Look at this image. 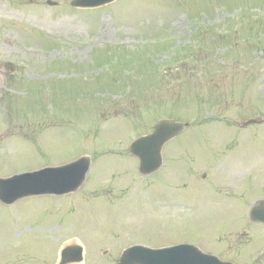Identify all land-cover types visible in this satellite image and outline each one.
Returning a JSON list of instances; mask_svg holds the SVG:
<instances>
[{"label": "rangeland", "instance_id": "1", "mask_svg": "<svg viewBox=\"0 0 264 264\" xmlns=\"http://www.w3.org/2000/svg\"><path fill=\"white\" fill-rule=\"evenodd\" d=\"M52 1L0 0V176L94 161L77 192L0 202V264H59L74 243L114 264L133 241L264 264V224L242 222L264 198V123L228 124L264 118V0ZM161 118L194 123L143 177L125 153Z\"/></svg>", "mask_w": 264, "mask_h": 264}, {"label": "water", "instance_id": "2", "mask_svg": "<svg viewBox=\"0 0 264 264\" xmlns=\"http://www.w3.org/2000/svg\"><path fill=\"white\" fill-rule=\"evenodd\" d=\"M112 0H75L74 5L96 6ZM189 123L173 119H162L155 126L153 133L140 137L131 150L140 157L141 170L149 173L162 163V147L170 139L182 132ZM91 165L90 157L60 167H49L32 173L15 175L10 178L0 177V200L11 204L16 200L34 194H64L76 190L84 181ZM252 216L264 220V208L255 207ZM81 246L68 247L63 252L61 264L82 261ZM121 264H232L222 262L212 255L202 253L190 245H179L164 249H151L144 246H133L127 249Z\"/></svg>", "mask_w": 264, "mask_h": 264}, {"label": "bare ground", "instance_id": "3", "mask_svg": "<svg viewBox=\"0 0 264 264\" xmlns=\"http://www.w3.org/2000/svg\"><path fill=\"white\" fill-rule=\"evenodd\" d=\"M6 37V40H8V41H13V38L12 37H9L8 35L7 36H5ZM8 43V42H7Z\"/></svg>", "mask_w": 264, "mask_h": 264}]
</instances>
